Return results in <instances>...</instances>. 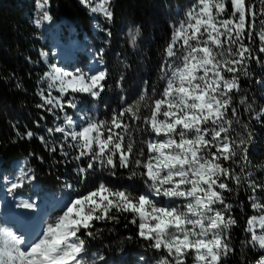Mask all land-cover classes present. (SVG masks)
<instances>
[{
  "label": "snow or ice",
  "instance_id": "obj_1",
  "mask_svg": "<svg viewBox=\"0 0 264 264\" xmlns=\"http://www.w3.org/2000/svg\"><path fill=\"white\" fill-rule=\"evenodd\" d=\"M79 3L112 23V0ZM35 6L33 23L41 28L52 20L50 0H36ZM100 31L112 35L106 28ZM139 31V26L135 34L130 30L133 42ZM258 53L264 54V0H195L164 49L160 72L165 85L158 98L149 95L145 82L138 99L108 120L89 119L78 127L64 115L46 135L17 129L19 139L35 137L50 154L75 161L80 182L91 173L115 177L123 169L128 180L142 181L147 191L138 194L101 182L70 200L61 215L28 239L0 233V264H89L85 237H96V223H119L121 216L128 219L125 214H131L128 223L137 226L148 247L162 253L156 264H227L236 252L232 231L238 218L233 213L246 207L255 214L246 220L243 231L249 236L242 247L260 254L250 259L242 252L241 264H264V178H255L249 169L250 122L264 126V104L256 107L241 83V77L252 78L253 61L264 67ZM103 54L101 49L98 57ZM41 55L47 63V54ZM106 78L105 71L74 74L49 63L35 107L60 121L58 113L77 107L75 94L100 99ZM254 82L264 88V79ZM241 108L249 122L241 119ZM139 134L151 138L138 139ZM34 179L32 168L21 169L8 181V194ZM242 194L246 202L238 199ZM159 197L181 203L162 206L154 199ZM17 207L38 206L21 201Z\"/></svg>",
  "mask_w": 264,
  "mask_h": 264
},
{
  "label": "trees",
  "instance_id": "obj_2",
  "mask_svg": "<svg viewBox=\"0 0 264 264\" xmlns=\"http://www.w3.org/2000/svg\"><path fill=\"white\" fill-rule=\"evenodd\" d=\"M195 3V0H115L113 5L114 19L109 31L112 35L109 39L108 52L104 59L108 66V78L105 83L106 97L112 100L107 104V115H111L119 102L120 87L129 92H138L140 72L135 69V63L145 57L148 71H154L164 57V49L170 42L174 31L171 18L176 13H184ZM51 10L55 18L59 21L69 20L78 29L91 33L92 20L85 8L77 0H50ZM35 10V0H0V158L1 166L8 169L19 163L24 158L32 159V166L35 167L37 179L46 182L49 189L55 187L62 178L61 169H56L52 162V157L44 149L42 144L34 137L31 140L19 139L16 130L24 132L32 130L38 133L35 125L40 120V116H51L47 112L37 109L35 105L40 102L37 93L41 87H45V82L41 83V77L48 71V63H45L42 53L50 57V50L46 43H43V34L38 30L32 16ZM131 25L140 28V38L137 43L139 52L132 53L129 65L125 70V77L121 81L114 68V54L119 50L125 55L130 53L128 43L121 39V32ZM259 54V53H258ZM264 57V54H259ZM253 73L252 78L241 77L242 87L249 96L254 97L256 107L264 104V88L256 84L257 79H264V67H260L253 61L249 66ZM137 74V75H136ZM151 78H147L149 83ZM17 83L22 87L17 88ZM118 83L120 86H118ZM151 96V92H149ZM105 100V99H104ZM102 101V106L106 101ZM241 119L249 122V115L241 108ZM254 133L253 143L249 149L251 164L249 169L257 179L264 178V126L250 122ZM145 134H139L138 139L147 140ZM15 141V142H13ZM58 162L61 159L58 155ZM42 158V160H41ZM108 184L114 189L134 190L138 194L146 192V185L140 180L130 181L127 179L126 170H118V175L113 177H102L99 182ZM61 183V182H60ZM98 183L95 181L90 185L93 190ZM238 199H244L246 194H242ZM238 218V224L232 231V244L236 252L228 258L227 264H241L247 253L250 259H255L259 254L245 250L242 242L249 234L243 231L246 220L255 214L250 207L244 211L239 208L233 213ZM128 219L131 214H125ZM124 216L120 217L119 223H96V228L100 229L95 238L85 237L87 242L88 256L91 257L97 248H103L106 259L118 257V253L123 251L127 255L126 264H133L135 256L142 250L144 243L137 235L136 225L128 223ZM2 223L0 222V228ZM82 234V233H81ZM131 237V239H129Z\"/></svg>",
  "mask_w": 264,
  "mask_h": 264
},
{
  "label": "rangeland",
  "instance_id": "obj_3",
  "mask_svg": "<svg viewBox=\"0 0 264 264\" xmlns=\"http://www.w3.org/2000/svg\"><path fill=\"white\" fill-rule=\"evenodd\" d=\"M79 2V0H77ZM114 1L112 0L111 7L113 8ZM36 5V0H35ZM84 7L83 5H81ZM85 8V7H84ZM192 8V7H191ZM49 13L52 16L51 22H45L41 28H37L40 30L43 34V43H46L47 48L50 50V57H47V63L49 64H55L57 67L72 72L74 74L76 73H88L94 74L97 72V69L94 67L95 62L98 61L100 58L98 57V53L101 49H103V56L107 54L108 50V41L109 37L106 36L105 32L100 31V28H106L107 30L110 29L111 24L107 23L102 16L98 14H93L90 12L89 9L86 8L87 14L92 20V29L91 34L87 33V31L84 29H78L73 23H70L68 20L65 21H59L55 18L52 10H51V4L49 7ZM187 12V11H186ZM185 13L181 14H175L174 17L171 18L172 24L175 25V27L178 25L180 21H182L185 17ZM37 15V9L35 6V10L33 12L32 21ZM113 22V21H112ZM137 25H131L127 27L125 30H122L121 32V39L128 43V47L130 48L131 52L126 53L123 55V53L119 50L114 55L113 62H114V68L115 71H117L118 75L124 78V73L127 68V65H129V61L132 59V53H138L139 49H137V43L140 38V33L135 35V40L133 42L132 36L129 34L130 30L133 34H135V29ZM54 38H57L61 41H64L71 49L72 55L75 54V58L77 62L70 61V65L67 66L65 64H61V62H65L62 55L59 53V48L57 47V44L54 43ZM107 41V42H106ZM140 54V52H139ZM103 59V57H102ZM145 57L140 60V63H135V69L140 72L139 76V83H138V92H133L129 96L126 95V92L121 87V96L117 98L116 102H119L117 107L115 108L114 112H119L124 108L125 106L134 103L139 95L141 94L143 88L145 87V82H147L149 90H151V96L153 99L158 98L159 94L163 91L165 81L161 79V72H160V65L163 62L162 61L158 64L156 69L154 71H148V67L145 63ZM132 61H134L132 59ZM105 64H101L100 67H104ZM107 67V66H106ZM137 75V74H136ZM147 78H151L152 82L149 83L147 81ZM45 82V87H46ZM150 92V91H149ZM53 95H58L55 91L53 92ZM264 97V94H263ZM68 97H66L67 99ZM76 103H78L81 106L89 107L90 105V114L92 117L96 116L98 113H101L100 108L97 104L91 102L89 100V96L85 94L77 93L75 94ZM86 103V104H85ZM145 114H147L146 110ZM98 114V116H99ZM97 118V116H96ZM110 119V117H109ZM70 152V155H74V150H68ZM71 159L65 160L63 159L61 162H58V159H52L51 164L55 165L56 169H59L60 164L65 165L61 169L62 172V191H55V189L48 190L46 187H37L36 182L37 180L34 179L31 183H26L21 191H16L12 195H9L7 192V188L9 187L8 181L14 179L16 176L19 175L21 169H25L27 166V163H20L19 167L16 170H9V171H3L0 170V222L2 221V225L0 228V233L3 232H10L15 235L16 233L13 232V227L10 225L11 220V212L12 207L10 204L11 200L16 198L20 194L29 195V196H35V194H41L44 199H48L52 196L51 193L56 192V200L51 203H46L45 201L42 202L44 213L49 215V221L54 220L58 215L62 214V211H59V207L61 205L65 206L70 200L77 198L80 195L86 194L89 189L90 185H93L98 177V175L104 174V176H107V172H95L91 173L88 176V180L85 182V184L82 187H79L80 181L79 178L76 175V172L74 171L76 167V162L71 160V163H68ZM86 163V161H85ZM2 164V160L0 158V165ZM72 184L73 188L69 189L65 187L66 184ZM82 184V183H81ZM84 187V188H83ZM51 191V192H50ZM57 201L63 202V204L59 205L56 204ZM59 205V206H57ZM95 223V222H94ZM45 227L47 226L44 225ZM97 226V225H96ZM139 239L144 242V244L148 247L149 243L148 241L142 240L140 237ZM154 250V249H153ZM245 250H250L249 248H245ZM106 253L104 252L103 248H96L93 251V255L91 258L86 257V259L89 261V264L93 260H95V264H104L105 263V256ZM99 257H103V260H100ZM123 257V251H120L118 253V261L121 262ZM160 256L156 253L151 255L150 261L152 263H156V260ZM117 260V259H116Z\"/></svg>",
  "mask_w": 264,
  "mask_h": 264
},
{
  "label": "bare ground",
  "instance_id": "obj_4",
  "mask_svg": "<svg viewBox=\"0 0 264 264\" xmlns=\"http://www.w3.org/2000/svg\"><path fill=\"white\" fill-rule=\"evenodd\" d=\"M54 43L57 44V47L59 48V53L62 55V57H69L72 53H71V49L68 45H62L61 43H59V39L54 38ZM95 66L98 68L100 65L98 62H96ZM13 180V179H12ZM9 185V183H8ZM10 186V185H9ZM22 188L18 189L17 191H21ZM21 201H31L37 204V208L35 210H28V209H23L20 207H17V205L21 202ZM45 201L46 203H50V201L48 199H44V197L41 196V194H35V196H29V195H18L16 198L12 199L10 202L11 207H12V213H15L14 215H16V218H20L23 222V224L28 227L26 230V234H21V233H16V236H23L25 237V239H27L28 236H30L31 234H35L36 228H37V224H38V219L42 218L44 216V208L42 205V202ZM56 204H63V202L57 201ZM10 225L13 227V224L10 222ZM27 235V236H26Z\"/></svg>",
  "mask_w": 264,
  "mask_h": 264
},
{
  "label": "built area",
  "instance_id": "obj_5",
  "mask_svg": "<svg viewBox=\"0 0 264 264\" xmlns=\"http://www.w3.org/2000/svg\"><path fill=\"white\" fill-rule=\"evenodd\" d=\"M73 115L74 116H71L75 121H76V123H77V126H79V119H80V113H78V112H76V111H74L73 112ZM60 117H61V120L60 121H57L56 119L55 120H53V122H52V126H54V124L55 123H62V118H63V115H60ZM58 135V137H59V134H57ZM50 140H55V138L53 137V138H50ZM48 152V151H47ZM49 153V152H48ZM50 154V153H49ZM51 155H58L59 156V158L61 159V161L64 159V158H62V157H60V155H59V153H55V154H51ZM59 160V159H58ZM68 163H71V160H69V161H67ZM165 199V201H166V206L167 205H170V204H179V203H181L180 201H170V200H168L167 198H164V197H159V198H156V200H157V202H163V200ZM152 249V248H151ZM153 250V249H152ZM153 251H155V250H153ZM142 260H144V257L142 258ZM152 264H156V263H152Z\"/></svg>",
  "mask_w": 264,
  "mask_h": 264
}]
</instances>
